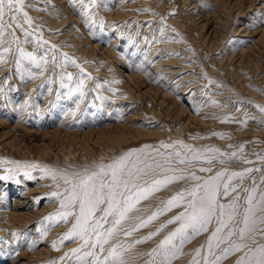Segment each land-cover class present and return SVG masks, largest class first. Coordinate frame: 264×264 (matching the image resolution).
Wrapping results in <instances>:
<instances>
[{
    "label": "rangeland",
    "instance_id": "374dc122",
    "mask_svg": "<svg viewBox=\"0 0 264 264\" xmlns=\"http://www.w3.org/2000/svg\"><path fill=\"white\" fill-rule=\"evenodd\" d=\"M196 1L96 0L86 9L93 22H86L79 0H25L23 10L32 25L22 14L17 20L32 33L29 42L13 24L19 44L10 39L11 30L0 43V264H80L72 249L81 247L83 240L74 236L62 241L75 217L65 222L55 216L63 195L52 193L68 187L64 176L98 171L97 165L129 152L142 158L140 167L153 161L163 164L137 181L141 186L164 176L187 178L158 186L135 204L104 245L102 257L119 244L127 264H214L217 258V264H237L248 250L224 254L237 240L234 235L218 247L213 242L209 255L214 218L207 231L188 229L177 235L165 255L159 245L181 223L168 221L185 211L187 200L140 226L165 209L171 197L203 183L191 179L192 173L207 179L220 171L244 172L243 178L230 181L237 191L218 198L227 204L238 195L241 213L245 189L256 187L257 199L264 193V40L259 39L264 0H227L231 5H224L209 22L198 14L212 13L214 3ZM4 19L8 21V15ZM249 46L252 51L246 56L228 59ZM18 47L37 59L47 52V64L37 67L21 58ZM172 62L182 72L171 74ZM61 73L72 74L71 81L64 79L72 89L83 80V97L74 91L69 99L68 89L61 87ZM195 153L200 155L193 160ZM182 158L189 163L164 164ZM7 208L25 222L6 225ZM49 216L53 219H46ZM111 220L109 216L105 229ZM255 239L264 244V236L255 234ZM249 245L255 247L251 241ZM87 259L91 264V257Z\"/></svg>",
    "mask_w": 264,
    "mask_h": 264
},
{
    "label": "snow or ice",
    "instance_id": "6c2138e0",
    "mask_svg": "<svg viewBox=\"0 0 264 264\" xmlns=\"http://www.w3.org/2000/svg\"><path fill=\"white\" fill-rule=\"evenodd\" d=\"M73 2L75 3L76 0H73ZM79 2L82 5L80 14L85 15L86 22H93V17L87 14L86 9L94 6L96 0H88V2L86 0H79ZM24 3L25 0H0V43H3L5 33L11 30L12 35L10 39L19 44V38L15 35L13 24H15L16 28L24 31L26 38L24 42H29L27 38L32 33L24 29L23 24L17 20V15L22 14L28 25H32L31 17L23 10ZM6 15H8V21L4 19ZM52 48L54 49L55 45ZM5 51H10V49H5ZM17 51L21 58H27L35 62L37 67H42L48 62L46 59L47 52L43 57L37 59L34 53L26 52L23 48L18 47ZM64 56L67 60V54H64ZM73 63L75 62L73 61ZM65 77L68 81H71L72 74L61 73L60 76L61 87L68 89L67 94L69 99H71L74 91H79L80 96L83 97L84 93L80 91L83 86V80L81 79L76 84L75 89H72L69 84L64 83ZM97 87H100V85H97ZM100 99L104 98L101 97ZM261 111H264V108ZM177 143L182 142L178 141ZM162 147L168 148L172 146L163 144ZM184 147L190 149L188 145H184ZM190 150L195 152L193 149ZM213 151L218 150L214 149ZM134 155H136L135 152L126 153L110 164L97 165L98 171L85 172L83 174L76 173L74 174L75 178L64 176V182L68 187L64 189L63 193H52L53 196L63 195L61 210L55 216L63 218L65 222H67L69 217H75L72 229L64 235L62 241L71 239L74 236L83 240L84 243L81 247L72 249V253L76 255L80 264H88L87 258L89 257H91V264H127L122 252L118 250L122 248V245L119 244L109 248L107 256L102 257L105 251L104 245L108 244L117 232V226L133 210L135 204L139 203L142 199H146L149 194L157 191L158 186L187 178L183 175L164 176L162 179L153 180L146 187L141 186L137 181L155 169L163 168V164L159 161H153V163H144V166L140 167L143 160L139 155H136V159L133 161L131 158ZM175 155L179 157L181 153L176 152ZM199 155V153H195L193 160ZM233 155L235 154L233 153ZM207 162L209 164L212 163L211 160ZM172 163L186 164L189 161L183 158L176 161L171 159L164 161V164ZM32 167H35V165ZM200 170L211 171L210 168H201ZM164 171L176 172L177 169L166 168ZM251 171L252 169L245 170V172ZM25 175H28V173H25ZM243 176L244 172H232L229 175L225 171H220L216 175L204 179L192 173L191 179L195 181L203 180V183H196L193 187L171 197L167 201L165 209L158 210L157 213L149 216L148 220L144 221L140 226H144L154 219L156 215H159L160 211H167L173 206H180L187 200L185 211L168 221V223H175L177 221L181 223L174 232L160 243L159 248L164 250L165 255H167L168 251L167 246L171 244L177 235L184 234L188 229H191L194 233L207 231L208 226L215 218L217 226L208 240L209 255L212 254L213 242L218 247L221 243L230 241L235 235L237 236V240L232 241L223 250L224 254L238 252L247 248L248 250L244 252V255L237 261V264H264V244L257 243L255 239V234L264 236V193H261L257 199L256 187L245 189L244 191L247 193L245 196L246 207L242 213L239 211L240 197L238 195L233 197L231 202L227 204L219 203L218 199L220 196L229 195L230 192H236L237 188L231 186L230 181L234 177L243 178ZM55 178L53 174V179ZM3 179H9V177H3ZM101 205L104 207L101 208ZM97 211L101 212L99 217L95 216ZM109 216L112 217L111 226L105 229L103 226L105 223H109ZM237 217H239V220H237ZM46 219L52 220L53 217L49 216ZM249 241L255 247H251ZM139 242L137 241V243ZM85 248L88 250L83 251ZM97 248L99 249L98 251L96 250ZM153 251L155 254L156 250ZM81 253L82 255H80ZM196 255H200L199 250ZM218 260L219 258H217V262ZM217 262H214V264H217ZM193 264H199V262L193 261Z\"/></svg>",
    "mask_w": 264,
    "mask_h": 264
},
{
    "label": "bare ground",
    "instance_id": "6f19581e",
    "mask_svg": "<svg viewBox=\"0 0 264 264\" xmlns=\"http://www.w3.org/2000/svg\"><path fill=\"white\" fill-rule=\"evenodd\" d=\"M189 0H186V2L185 3H187ZM198 1V2H197ZM196 1V4H201V1L200 0H197ZM208 1H212L213 3H214V11L211 13H209V11H207V13H203L204 11H201L203 14H198V18H199V15L201 16V15H203V16H201V17H203V18H205V20H206V22H209V19H210V17H212V16H214V15H219V13H221V11L223 10L224 11V5H228V3H229V1H227V0H204L203 2H208ZM255 2H257L258 0H254ZM212 2H209V3H212ZM230 2H231V0H230ZM193 3V2H192ZM230 4V3H229ZM186 5V4H185ZM231 5V4H230ZM196 7H199L198 5H195ZM252 6H250V8H251ZM206 8V7H205ZM261 8H263V7H261ZM258 9V8H257ZM208 10V9H207ZM260 11L262 10V9H259ZM206 12V11H205ZM227 12V11H226ZM225 12V13H226ZM123 13V12H122ZM228 13V12H227ZM261 13V12H260ZM125 14V13H124ZM188 14V16H194L192 13H187ZM229 14V13H228ZM120 15H121V13H120ZM119 15V16H120ZM126 15V14H125ZM111 16V15H110ZM222 15H220V17H221ZM200 17V18H201ZM215 17V16H214ZM222 19V17L221 18H219V20H221ZM255 19V18H254ZM212 20V19H211ZM254 21L255 20H253V22L251 21L250 23H252V24H255L254 23ZM215 22V21H214ZM225 22V20L223 21V19H222V22L221 23H224ZM256 22V21H255ZM207 24V23H206ZM239 29H241V28H239ZM258 32H259V30H258ZM261 33V37L259 38L260 39V41H262L263 42V40H264V29L263 28H261V31H260ZM109 33V32H108ZM257 33V32H256ZM238 34V33H237ZM258 39V40H259ZM257 40V39H256ZM259 42V41H258ZM263 44V43H262ZM258 45V43L256 44V46ZM264 45V44H263ZM251 46H253V45H251ZM250 47V46H249ZM258 47V46H257ZM126 48V47H125ZM260 49H262V48H260ZM258 50V49H257ZM127 51V50H126ZM250 51H252V48L250 47L249 48V50H247V51H242V52H239L238 54L236 53V55L234 56V54H232V55H230V57H228V59H233V58H235V57H237V56H239L240 55V57H244V56H246L245 54L246 53H248L249 54V52ZM259 51H261V50H259ZM262 51H263V49H262ZM261 51V52H262ZM132 52V51H131ZM254 53V52H253ZM125 54V53H124ZM145 54V53H144ZM247 54V55H248ZM252 54V53H251ZM250 54V55H251ZM120 56V55H119ZM135 56V55H134ZM252 56V55H251ZM121 57H123V56H121ZM144 57H146V56H144ZM239 57V58H240ZM127 59V58H126ZM141 59L144 61L145 60V58H142L141 57ZM246 59V58H245ZM244 59V60H245ZM247 59H249V58H247ZM141 60V61H142ZM130 61H132V60H130ZM134 61V60H133ZM138 61H139V59H138ZM240 61V60H239ZM249 61V60H248ZM136 62V61H135ZM140 62V61H139ZM175 62V61H174ZM174 62H172V63H169V64H172L173 66L174 65H176V63H174ZM241 62V61H240ZM131 63V62H130ZM140 64V63H139ZM239 64V63H238ZM177 65H178V63H177ZM241 65V64H240ZM139 66V65H138ZM169 67V71L171 72V74H179L180 72H182L181 70L180 71H177L176 69V66H174V67H172V66H168ZM180 67V66H179ZM171 69V70H170ZM194 71V70H193ZM151 73V72H150ZM169 73V72H168ZM149 74V73H148ZM148 74H147V76H148ZM146 76V75H145ZM178 77H180L179 75H178ZM148 78H149V76H148ZM163 78H165V77H162V79ZM166 78H168V77H166ZM141 82V81H140ZM166 82V81H165ZM187 84V83H186ZM194 86V85H193ZM202 91V90H201ZM196 94V93H195ZM227 95V94H226ZM180 110H182V109H180ZM262 136V135H261ZM238 138H240V136H238ZM245 164V163H244ZM16 200V199H15ZM19 201V200H18ZM8 209V208H7ZM6 218H7V221H6V225H7V223L10 221V222H13V223H16V222H21V221H24L25 222V220H24V217L20 214V213H18V212H15V211H12L11 209L9 210H7L6 211ZM9 224V223H8Z\"/></svg>",
    "mask_w": 264,
    "mask_h": 264
}]
</instances>
